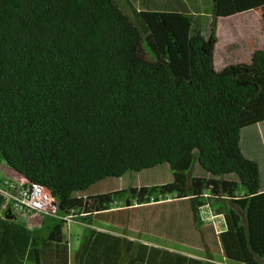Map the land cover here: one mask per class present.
Segmentation results:
<instances>
[{
	"label": "trees",
	"instance_id": "1",
	"mask_svg": "<svg viewBox=\"0 0 264 264\" xmlns=\"http://www.w3.org/2000/svg\"><path fill=\"white\" fill-rule=\"evenodd\" d=\"M186 1L209 17L206 32L182 10L129 11L118 0H0V164L44 186L60 217L29 229L4 211L0 264H68L66 215L86 225L75 264H213L90 227L124 223L120 204L169 201L200 228L204 194L229 204L218 236L207 225L210 247L264 264V189L241 151L242 131L264 123V50L214 66L217 20L264 0ZM163 164L170 183L92 190Z\"/></svg>",
	"mask_w": 264,
	"mask_h": 264
},
{
	"label": "rangeland",
	"instance_id": "2",
	"mask_svg": "<svg viewBox=\"0 0 264 264\" xmlns=\"http://www.w3.org/2000/svg\"><path fill=\"white\" fill-rule=\"evenodd\" d=\"M118 2L122 7H124L126 10L129 11H131V9L137 11L143 8H147L150 10H166V9L183 10L185 13L192 16L193 25L196 26L200 31H203L204 33L208 29L209 18L202 12V7L200 5H197V7L190 5L186 0H118ZM195 9H198L199 13H197V10ZM229 26H231L237 34L241 26H249V49L251 48V45L255 43L263 44V42L260 40L258 36L260 32L264 34V8L259 10H253L249 12V14L236 16L229 20L226 19L218 20V31H217L218 45L216 47L217 50L214 56V66L215 69L217 70L224 67L226 62H227L226 65L234 64L237 61H239V63H244V64H248L250 62V58L248 57H243V58L239 57L238 59L234 58L231 60L227 58L226 53L224 51L227 50V45L230 43L232 36ZM256 32H258L257 35ZM235 46L239 47L238 44H235ZM259 49L264 50V48H259ZM258 131L260 134L264 133V123H261L258 126ZM263 146H264V139H263ZM2 166L6 167L4 164H2ZM194 168L195 169L192 170L191 174L196 177L202 176V173L199 171L200 169L199 170L196 169L197 166H195ZM8 175L9 174L7 170L0 166V180H5L9 178ZM172 178H173L172 173L170 172L168 166L163 164L155 168L144 170L138 173H127L126 175L118 179H107L93 186L92 190L106 191L108 190V188L121 190L127 188H139L143 186H155L164 183H170L172 182ZM207 202L212 212L215 214L223 215L224 211H226L229 208L228 206L229 204L222 198L209 196ZM154 204H159V203H154ZM157 206L160 205H156V207ZM117 207H123V206L120 204ZM127 211H129V214L136 213L137 216L138 211L133 210V208L131 209L127 208ZM160 212H162V209H158V213ZM14 214H15V218L20 222L24 223L26 221L25 216H22L20 213H14ZM135 221L136 218L132 216L128 223L129 226L134 227ZM173 224L183 225V224H187V222L185 219L182 220L179 219L177 223H173ZM204 224L208 226L210 225L209 223H204ZM93 225L95 226L100 225L110 230H116L110 224L106 225L100 222H94ZM210 226L212 227V225ZM143 228H145L144 224L142 225V230ZM83 229L84 226L75 223H70L68 225H65L64 227V233L68 239L70 252L72 254L78 248ZM147 230L149 231V233H143L142 237L149 240L150 243L153 244V246L165 248L176 252H193V248L189 246V243L195 244L197 246L199 244L200 247L206 248L205 246H207L208 240L212 241V236H214L213 233L211 237H210V233L206 235L207 234L206 231H201V232H197L195 230L193 231L192 227H188V226L184 227V230L187 231L188 234L183 233L182 235H178L168 225H162L160 223H157L156 226L147 227ZM204 238L206 239V242L203 241ZM209 244L208 246L210 247ZM213 257L215 258V260H219L216 256Z\"/></svg>",
	"mask_w": 264,
	"mask_h": 264
},
{
	"label": "crops",
	"instance_id": "3",
	"mask_svg": "<svg viewBox=\"0 0 264 264\" xmlns=\"http://www.w3.org/2000/svg\"><path fill=\"white\" fill-rule=\"evenodd\" d=\"M243 14H249V12L237 14V15L231 16L229 18H219L218 20H222V19L229 20V19H232L236 16H240ZM218 20H217L216 36H217V31H218ZM229 29L232 33L231 41L227 45V50L224 51L226 53V56L228 59H230V60L234 59V58L238 59L239 57L250 58L252 52L256 48H264V34L262 32H260L258 37L263 42V44H261V43L256 44L255 43V44L251 45V48L249 49V26H241L239 28L238 34L233 30V28L231 26H229ZM256 31H257V29H256ZM257 33L258 32H256V35H257ZM254 42H255V40H254ZM235 44H238L239 47H236ZM217 45H218V38H217ZM217 45H216V47H217ZM230 60H228V61H230ZM226 63H225V65H226ZM236 63H239V61H237ZM259 125L252 127L253 129L247 128V129L242 131V134H241V151L246 158L253 160L257 163V165L259 167V171H260V178H259L260 187L262 189H264V146H263L264 133L263 134L259 133V131H258ZM2 164L3 163H1L0 166L2 168H5L9 174L8 175L9 178H7L5 180L15 181V182L24 181V178L22 176L18 175L17 173H15L11 169H9L7 166L3 167ZM2 181L3 180H0V183ZM113 189L108 188V190H106V191L100 190V193H107ZM156 205L157 204H152V203L144 204V205H137V204L130 205L129 203H126L124 207H114L113 208V210H120V211L123 210V214H120V216H123L124 223L121 222L122 224H120L117 222V220H114V221L108 220L109 221L108 223L93 220L91 222L90 227L95 229V230H98V231L107 232V233H110L113 235L124 237L128 240L138 241L140 243H144L147 245H153V244L150 243V241L147 240L146 238L142 237L143 233H149V231L147 230V227L156 226L157 223H160L162 225H169L170 224L174 227L180 226L182 229V232L187 233V234H188V232L184 230V227L185 226L192 227L193 231L194 230L197 232L206 231L207 232L206 235H208L210 233V237H211L212 232L210 229H208L207 225L203 224V225H201L200 228H197L196 225L192 222L191 213L189 211L188 206H186V204L180 203L181 207H179V202H176L174 204H170L169 201H165L163 203H160L159 204L160 206L156 207ZM9 206H10L9 203H7L6 201L5 202L3 201V205L0 209V216L4 215V211H7L8 209L10 210ZM127 208L128 209L133 208V210L138 211L137 216H136V213L135 214L134 213L129 214V211H127ZM158 209H162V212L158 213ZM164 210H166V211H164ZM10 214H12V216L15 217V214L12 213L11 210H10ZM22 216H25V218H26V221L24 223L20 222L16 218L13 219L12 217L4 218V219H7L9 221L18 222L19 224H22L29 229H37L41 226V223L43 220L42 216H32V217L27 216V215H22ZM132 216L136 218L134 227H130L128 224L129 220ZM116 218L118 219L119 216H116ZM179 219L180 220L185 219L187 224H183V225L173 224V223H177L179 221ZM94 222H100V223H103L106 225L110 224L116 230H110V229H107L104 226H100V225L95 226V225H93ZM70 223L80 224V225L84 226V229L86 228V225L82 224L79 221H76V219L75 220L73 219L70 222H66L65 225H68ZM143 224L145 225L146 230H145V228H143V230H142ZM65 225H64V227H65ZM84 229H83V231H84ZM83 231H82V233H83ZM63 233H64V228H63ZM64 235H65V233H64ZM65 239H66L67 245H68V264H75L74 255H75L76 251H74L73 254L70 252L69 242H68L66 235H65ZM203 241L206 242V239L204 238ZM210 241L208 240V244L210 243ZM208 244H207V246H205L206 248H203V247L197 246L195 244L189 243V246L191 248H193V252H181V253L192 256L194 258H198V259H202V260L211 262L213 264H238V263L226 261L220 255L219 251L210 248L208 246ZM28 247H29V245H28ZM28 247H26V250ZM213 256H216L219 260H215V258ZM208 257H211L212 260H208ZM22 259H23L22 264H29V262L26 260L25 257H23Z\"/></svg>",
	"mask_w": 264,
	"mask_h": 264
},
{
	"label": "built area",
	"instance_id": "4",
	"mask_svg": "<svg viewBox=\"0 0 264 264\" xmlns=\"http://www.w3.org/2000/svg\"><path fill=\"white\" fill-rule=\"evenodd\" d=\"M0 197H2L10 205L12 213H20L27 216H47L60 218L58 214V205L50 192L42 185L36 183H28L25 180L15 182L3 180L0 183ZM208 194H204L203 203L198 208L199 219H210L213 225H220V233L224 226L223 215L212 212L207 199ZM72 212V211H71ZM65 222L74 219V215H66L61 218ZM220 233H214L218 236Z\"/></svg>",
	"mask_w": 264,
	"mask_h": 264
},
{
	"label": "bare ground",
	"instance_id": "5",
	"mask_svg": "<svg viewBox=\"0 0 264 264\" xmlns=\"http://www.w3.org/2000/svg\"><path fill=\"white\" fill-rule=\"evenodd\" d=\"M202 222L212 225V220L210 219H202ZM213 228L215 230V233H220V225H213Z\"/></svg>",
	"mask_w": 264,
	"mask_h": 264
},
{
	"label": "water",
	"instance_id": "6",
	"mask_svg": "<svg viewBox=\"0 0 264 264\" xmlns=\"http://www.w3.org/2000/svg\"><path fill=\"white\" fill-rule=\"evenodd\" d=\"M7 213L10 214V210L9 209L7 210Z\"/></svg>",
	"mask_w": 264,
	"mask_h": 264
}]
</instances>
